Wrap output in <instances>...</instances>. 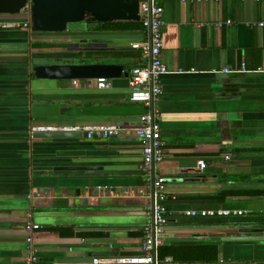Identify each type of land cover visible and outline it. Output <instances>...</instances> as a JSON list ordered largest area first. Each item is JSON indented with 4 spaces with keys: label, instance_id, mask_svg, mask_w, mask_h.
<instances>
[{
    "label": "crops",
    "instance_id": "crops-1",
    "mask_svg": "<svg viewBox=\"0 0 264 264\" xmlns=\"http://www.w3.org/2000/svg\"><path fill=\"white\" fill-rule=\"evenodd\" d=\"M162 3L161 58L169 74L159 105L165 159L158 173L170 197L163 247H219L216 262L169 264H264V241H208L232 233L220 229L225 224L201 223L264 219V199L213 200L224 191H264V0ZM27 22L25 14L0 16V264H25L30 238L39 264L138 254L150 221L151 188L143 181L136 134L147 109L130 101L129 78L133 67L148 64L136 48L148 34L100 32L102 24L93 21L91 31L83 22L62 33H36ZM58 64L122 65L124 72L107 89L98 80L35 76L37 66ZM47 125H114L120 132L91 140L31 136V127ZM81 168L95 174L78 173ZM192 210L242 215H185ZM27 222L40 228L30 234ZM211 225L217 229H201Z\"/></svg>",
    "mask_w": 264,
    "mask_h": 264
},
{
    "label": "built area",
    "instance_id": "built-area-1",
    "mask_svg": "<svg viewBox=\"0 0 264 264\" xmlns=\"http://www.w3.org/2000/svg\"><path fill=\"white\" fill-rule=\"evenodd\" d=\"M186 1V0H184ZM245 1V0H242ZM257 2L261 0H255ZM32 5L28 3L22 14L28 16L30 22L25 24L26 28L32 29L31 20ZM139 14L148 40L136 45L140 49L143 58L148 64L133 67L129 78V99L133 103L142 104L147 112L142 116L136 134L140 138L142 146V176L143 181L151 188V203L148 209L149 223L145 227L142 248L135 255H121L104 259H94L93 264H169L171 258L162 259L160 249L165 246V231L168 224V203L170 197L167 193V181L158 173L160 165L165 159L164 142L159 124L161 111L160 101L163 96V78L169 71L162 61L161 54L164 48L165 8L162 0H139ZM264 26V23L261 24ZM98 87L109 88L108 80H98ZM84 132L86 138L91 140L94 135L99 134L104 138H112L119 135L118 126H89L75 128H59L54 126H33L31 136L36 133L52 132ZM228 159V158H227ZM199 169H206L204 160L199 161ZM188 217L217 218L230 217L231 215H242V212L228 210L215 211H190L185 213ZM26 230L33 234L40 228L33 222L25 224ZM29 254L25 264H39L37 249L33 246V238L28 240Z\"/></svg>",
    "mask_w": 264,
    "mask_h": 264
},
{
    "label": "water",
    "instance_id": "water-1",
    "mask_svg": "<svg viewBox=\"0 0 264 264\" xmlns=\"http://www.w3.org/2000/svg\"><path fill=\"white\" fill-rule=\"evenodd\" d=\"M28 3L32 5V29L36 33L66 32L70 25L83 23L86 20L100 24L124 21L141 22L139 0H0V16L21 15ZM79 47L83 50L88 49L86 41H82ZM123 72L124 66L122 65L58 64L37 66L35 76L41 80H79L85 83L87 80L118 79L121 78ZM82 136L86 137L82 133L74 132L36 133L33 135L35 139L50 138L55 140L81 138ZM78 171H80L78 173L95 174V170H85L84 168ZM201 223L225 224L220 226V229L232 233V236L208 238V241H264L263 237L252 236L264 233V219L201 220ZM201 229L215 230L217 226L211 225L201 227ZM82 231L84 230L77 231L79 237H81ZM96 257H104V255L95 254L90 260L93 262Z\"/></svg>",
    "mask_w": 264,
    "mask_h": 264
},
{
    "label": "trees",
    "instance_id": "trees-1",
    "mask_svg": "<svg viewBox=\"0 0 264 264\" xmlns=\"http://www.w3.org/2000/svg\"><path fill=\"white\" fill-rule=\"evenodd\" d=\"M91 20L84 22V26L91 31ZM144 26L141 22H111L102 24L97 31L105 32H129L143 31ZM227 196L248 197L251 199H264V191H224L213 200H224ZM56 230V229H54ZM160 257L162 259L170 257L175 261H199L216 262L219 258V247L217 245H201V246H179V247H162L160 249Z\"/></svg>",
    "mask_w": 264,
    "mask_h": 264
},
{
    "label": "rangeland",
    "instance_id": "rangeland-1",
    "mask_svg": "<svg viewBox=\"0 0 264 264\" xmlns=\"http://www.w3.org/2000/svg\"><path fill=\"white\" fill-rule=\"evenodd\" d=\"M32 51H33V50H32ZM36 51H37V49H34V52H36ZM32 65H33V61H32ZM34 65H38V64H35V63H34ZM35 69H36V68H35Z\"/></svg>",
    "mask_w": 264,
    "mask_h": 264
}]
</instances>
